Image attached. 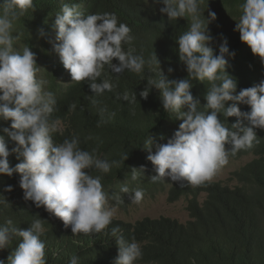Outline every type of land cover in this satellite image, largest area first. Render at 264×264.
Returning a JSON list of instances; mask_svg holds the SVG:
<instances>
[{
	"label": "clouds",
	"instance_id": "obj_1",
	"mask_svg": "<svg viewBox=\"0 0 264 264\" xmlns=\"http://www.w3.org/2000/svg\"><path fill=\"white\" fill-rule=\"evenodd\" d=\"M202 2L154 0L163 5L159 11L167 14L168 20L191 18L188 30L177 38L179 60L187 72L182 79H169L156 54L146 60L131 48L125 51L123 45L131 44L134 37L131 28L120 22L115 13L85 14L78 3H65L56 13L54 26L59 43L53 45L54 49L72 81H89L95 96L113 91L109 79L97 82L104 75L105 66L115 74L125 70L140 74L146 65L157 72L158 78L147 79L140 96L147 99L152 87L160 90L163 110L175 113L182 123L166 143H157L152 135L143 143L147 159L157 173L151 177L153 183L167 177L181 182V187L184 181L192 186L204 185L228 163L230 155L258 144L256 129H264V80L237 91V79L227 71V58L234 57L235 52L230 51L227 38L222 37L219 52L215 53L209 24L216 19V13L209 10L205 17L200 8ZM240 8L242 14L234 31L264 62V0H244ZM29 9H34L33 0H0V119L10 121V127L3 132L15 142L11 152L23 158L14 168L10 167L8 143L0 135V174L19 173L24 198L60 218L65 227H71L73 235L99 234L115 216L109 200L122 201L119 195L110 197L101 176L91 175V170L107 174L120 162L97 158L95 149H82L76 135L60 143L54 141V136L63 135L64 131L60 121L52 119L57 99L46 90L47 81L38 77L36 54L28 46L22 51L14 47L19 39L18 34L14 35L15 22ZM38 31L40 36L45 35L44 29ZM167 71L172 73L174 69L169 67ZM193 80L209 82L203 109L192 94ZM117 98L130 103L137 100L135 93L130 100L127 92ZM92 102L96 103L94 99ZM242 104L250 106V110L242 111ZM114 115L110 113L109 118ZM233 116L236 120L229 124L228 118ZM127 158V153L122 155L123 161ZM144 170V166L133 167L131 180H138ZM5 190L12 191V186ZM120 192L128 194L135 204L141 203L145 195L143 189L130 191L127 184L121 186ZM0 203L7 205L8 201L4 198ZM45 231L41 218L33 220L26 229L16 227L12 219L0 225V249L8 247L14 236L21 238L8 257V264H47L41 239ZM120 233L118 226L111 229L118 246L115 264H136L143 258L141 245L134 238L129 242ZM78 260L73 256L69 264H78ZM0 264L4 261L0 260Z\"/></svg>",
	"mask_w": 264,
	"mask_h": 264
},
{
	"label": "trees",
	"instance_id": "obj_2",
	"mask_svg": "<svg viewBox=\"0 0 264 264\" xmlns=\"http://www.w3.org/2000/svg\"><path fill=\"white\" fill-rule=\"evenodd\" d=\"M243 2L203 0L200 4L205 17L209 10L216 13V19L209 24L215 53L219 52L222 37L227 38L230 51L235 52L234 57L227 58L230 65L227 71L237 79V91L264 80V62L240 40L239 32L234 31ZM33 3L34 9L19 16L15 23L27 30H36L38 35L39 29L45 31L44 36L39 35L47 72L45 87L57 99L52 119H58L64 129L63 135L57 133L54 136V141L60 143L76 135L82 149L90 152L95 149V155L102 160L119 161V167H113L107 174L95 168L91 170V175L101 176L109 194L129 197L120 192L125 184L130 191L143 189L145 194L151 195L168 191L171 201L182 198L188 201L190 219L186 223L168 216L146 217L136 223L113 219L99 234L73 235L71 227H65L60 218L24 198L20 174L14 172L12 176L0 174V201L4 198L8 201L7 205L0 203V225L12 219L16 227L26 229L33 220L43 219L46 231L41 239L45 243L47 264H69L73 256L79 258L78 264H115L118 246L111 229L117 226L126 240L130 242L134 238L141 245L143 258L136 264H193V261L195 264H264V129H256L258 144L229 156V159L253 156L234 172L238 181L234 186L219 181L192 186L184 181L181 187V182L167 177L165 181L153 183L151 177L157 173L147 159L148 151L143 143L150 135L157 143H166L182 123L181 119L175 118V113L163 110L160 90L152 87L147 99L140 96L147 87V79L158 78L157 72L146 65L140 74L128 70L115 74L105 66L104 75L97 82L107 78L114 88L95 96L89 81H72L53 46L59 43L54 26L56 13L65 3H78L85 14L115 13L120 22L131 28L134 37L131 44L123 45L125 51L131 48L134 54H142L146 60L156 54L169 79H182L187 77V72L179 60L177 38L188 30L191 18L168 20L167 14L159 11L163 5L154 0H33ZM26 43L39 57L40 50L33 37H27ZM113 62L117 61L114 59ZM169 67L174 69L172 73H168ZM192 84V94L200 100L203 109L209 82L193 80ZM125 92L130 100L135 93L137 100L130 103L117 98ZM73 104L75 109L70 108ZM240 107L242 111L250 110L248 105ZM113 112L115 115L109 118ZM235 120L234 116L228 118L229 124ZM5 127H10V121L0 119V135L8 143V161L14 168L23 158L11 152L15 142L3 132ZM125 153L128 158L123 161ZM141 166L145 169L143 175L132 181L131 169ZM8 185L12 186L10 192L5 190ZM20 239L14 236L8 247L0 249V260L4 264H8V257Z\"/></svg>",
	"mask_w": 264,
	"mask_h": 264
},
{
	"label": "rangeland",
	"instance_id": "obj_3",
	"mask_svg": "<svg viewBox=\"0 0 264 264\" xmlns=\"http://www.w3.org/2000/svg\"><path fill=\"white\" fill-rule=\"evenodd\" d=\"M19 36L14 43V47L17 50L23 49L27 46V37H33L36 46L39 48L40 55L36 57L37 64L40 67L38 77L44 80L47 79V72L45 66L44 48L40 43V38L36 30H27L22 25L15 23L14 35ZM32 50V48L30 47ZM33 51V50H32ZM34 52V51H33ZM253 156H245L240 159H229L228 163L223 166L211 181H219L224 185L234 186L238 184L237 179L234 176V172L248 163ZM110 197L113 195L109 194ZM204 198L205 194L202 195ZM168 191L164 193H158L157 195H151L147 193L144 195V199L141 203H132L129 197H122V202H117L115 199L109 200V205L115 208L114 219L136 223L146 217L159 218L161 216H168L178 219L182 222H188L190 219L189 211L187 210L188 201L182 198L177 201H171L168 198Z\"/></svg>",
	"mask_w": 264,
	"mask_h": 264
}]
</instances>
